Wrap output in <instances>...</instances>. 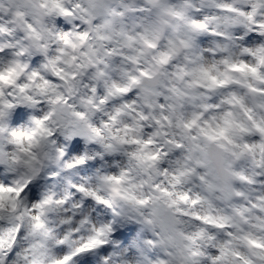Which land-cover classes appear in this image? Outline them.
Returning a JSON list of instances; mask_svg holds the SVG:
<instances>
[{
    "label": "clouds",
    "instance_id": "1",
    "mask_svg": "<svg viewBox=\"0 0 264 264\" xmlns=\"http://www.w3.org/2000/svg\"><path fill=\"white\" fill-rule=\"evenodd\" d=\"M0 264H264V0H0Z\"/></svg>",
    "mask_w": 264,
    "mask_h": 264
}]
</instances>
